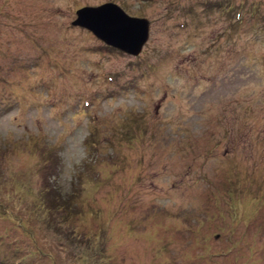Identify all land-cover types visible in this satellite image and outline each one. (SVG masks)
<instances>
[{
	"label": "rangeland",
	"instance_id": "rangeland-1",
	"mask_svg": "<svg viewBox=\"0 0 264 264\" xmlns=\"http://www.w3.org/2000/svg\"><path fill=\"white\" fill-rule=\"evenodd\" d=\"M107 3L149 22L137 57L74 26ZM12 261L264 264V0H0Z\"/></svg>",
	"mask_w": 264,
	"mask_h": 264
},
{
	"label": "water",
	"instance_id": "water-1",
	"mask_svg": "<svg viewBox=\"0 0 264 264\" xmlns=\"http://www.w3.org/2000/svg\"><path fill=\"white\" fill-rule=\"evenodd\" d=\"M78 25L91 32L107 47L137 57L148 39L149 22L126 15L113 4L82 9L76 13Z\"/></svg>",
	"mask_w": 264,
	"mask_h": 264
},
{
	"label": "trees",
	"instance_id": "trees-1",
	"mask_svg": "<svg viewBox=\"0 0 264 264\" xmlns=\"http://www.w3.org/2000/svg\"><path fill=\"white\" fill-rule=\"evenodd\" d=\"M197 3H201L202 4L203 2H197ZM201 4H200V6H201ZM252 6H254V5H252ZM254 7H256V8H254ZM254 7H250V9L248 11L250 16H251V14L253 12H258L257 13V15H258L259 12L261 11L260 7H258L257 5H255ZM208 9H210V8H208ZM208 9H206V10H208ZM222 14H224L225 16H234L233 17L234 18L233 25H236V23L237 24L242 23V21H244L243 17L245 16V14H244V3H242V2L239 3L237 5V7H235L234 5H232L230 3H227V6L223 9ZM252 15H254V14H252ZM255 15H256V13H255ZM11 264H13V261L11 262ZM18 264H20V261H19Z\"/></svg>",
	"mask_w": 264,
	"mask_h": 264
}]
</instances>
